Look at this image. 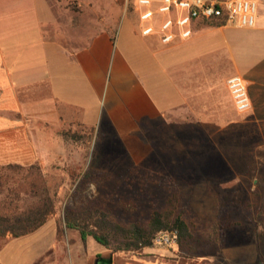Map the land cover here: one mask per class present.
I'll return each instance as SVG.
<instances>
[{"label":"rangeland","instance_id":"obj_1","mask_svg":"<svg viewBox=\"0 0 264 264\" xmlns=\"http://www.w3.org/2000/svg\"><path fill=\"white\" fill-rule=\"evenodd\" d=\"M27 1L34 6L30 16L36 28L40 21H55L46 0H0V6ZM135 1L65 3L66 10L77 15L73 41L78 40V51L96 41L93 52L103 57V45L112 47L106 81L98 95L81 94L85 106L78 107L77 123L47 130L44 155L36 164L39 171L25 168L1 174L0 194L8 189L19 192L21 209L37 203L44 188L57 201L56 214L36 232L11 244H6L11 239L0 238L4 264H97L113 256L114 264H186L192 255L234 243L228 230L235 222H250L246 228L254 229L255 236L246 241L264 249V134L243 124V130L231 127L242 132L237 137L228 139L235 133L225 131L219 140L212 137L218 133L214 126L205 125V134L204 124L188 121L182 79L186 65L174 70L181 75L176 87L170 65L186 60L196 48L199 53L206 50L209 35L200 34L194 42L196 36L182 35L192 26L174 25L175 39L165 44L163 23L176 21L177 14L160 13L159 3L147 9L140 4L141 13H154L143 20ZM148 27L154 31L144 35ZM87 208L109 211L121 225L146 226L155 212L181 218L193 238L179 246L178 232L173 231L175 245L154 240L153 247L138 252L114 253L116 237L107 249L93 237L84 241L80 231L67 227L68 210Z\"/></svg>","mask_w":264,"mask_h":264},{"label":"crops","instance_id":"obj_2","mask_svg":"<svg viewBox=\"0 0 264 264\" xmlns=\"http://www.w3.org/2000/svg\"><path fill=\"white\" fill-rule=\"evenodd\" d=\"M140 1L135 2L141 13ZM150 1L161 4L162 0ZM249 1L257 4L253 27L224 22L200 26L194 22V42L200 34L209 35L206 50L199 53L200 47L196 48L186 60L170 65L174 87L181 76L174 70L180 71L186 65L182 79L186 80L188 121L204 124L205 134V125L214 126L218 131L214 139H223L225 131L235 133L228 139L237 137L242 132L231 127L242 129L243 124L264 134V0ZM27 2L0 6V167L29 168L42 160L47 130L51 125L78 122V107L85 106L80 96L93 92L98 95L100 84L106 81L112 51L104 44L103 57L98 51L94 53L96 41L91 48L78 51V40L73 41L77 15L65 5L77 0H46L55 21H40L38 28L30 16L34 13V6L29 4L32 1ZM235 75L248 87L252 106L244 113L236 110L227 85ZM154 108L160 110L157 104ZM230 157L225 161L229 162ZM250 224L235 222L228 230L234 235V243H220L215 252L192 255L186 264H264V249L260 251L258 244L246 241L255 236L254 229L246 228ZM3 247L0 264L5 262Z\"/></svg>","mask_w":264,"mask_h":264},{"label":"trees","instance_id":"obj_3","mask_svg":"<svg viewBox=\"0 0 264 264\" xmlns=\"http://www.w3.org/2000/svg\"><path fill=\"white\" fill-rule=\"evenodd\" d=\"M206 24H211L204 22ZM25 167L8 165L0 167V189L4 186V170H22ZM29 170H38V165H33ZM20 193L14 189H8L0 194V237L17 239L28 236L42 226L56 214V196L51 195L50 190L43 189L39 201L32 206L23 209L19 207ZM65 221L69 229H77L85 241L87 237H93L100 245L111 249V238L116 237L117 245L112 251L138 252L144 248L153 247L157 234L178 232V245L182 246L185 241L192 237L189 225L177 218L169 219L166 215L155 212L148 225L131 223L121 225L113 218L109 211L104 209H81L78 211L68 210ZM193 238V237H192Z\"/></svg>","mask_w":264,"mask_h":264},{"label":"built area","instance_id":"obj_4","mask_svg":"<svg viewBox=\"0 0 264 264\" xmlns=\"http://www.w3.org/2000/svg\"><path fill=\"white\" fill-rule=\"evenodd\" d=\"M141 5L151 6L150 0H141ZM159 12L163 14H177L176 21L168 19L163 23L162 34L165 44L171 43L175 39V34L171 31L174 25L180 28L192 26L194 22L208 23H230L239 27H253L256 24L257 4L249 0H162ZM154 16L150 10L141 15L143 20H148ZM153 28L144 29V35L153 33ZM183 37L192 35L191 29L183 31ZM228 89L236 110L240 113L251 109V100L248 94L246 81L240 76H232L227 80ZM177 234L162 233L158 235L155 242L159 245H175Z\"/></svg>","mask_w":264,"mask_h":264},{"label":"water","instance_id":"obj_5","mask_svg":"<svg viewBox=\"0 0 264 264\" xmlns=\"http://www.w3.org/2000/svg\"><path fill=\"white\" fill-rule=\"evenodd\" d=\"M97 264H113V258L110 257V258L99 259Z\"/></svg>","mask_w":264,"mask_h":264}]
</instances>
